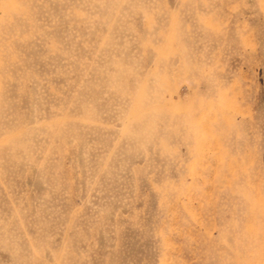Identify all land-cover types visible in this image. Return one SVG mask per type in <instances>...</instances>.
<instances>
[{
	"label": "rangeland",
	"instance_id": "374dc122",
	"mask_svg": "<svg viewBox=\"0 0 264 264\" xmlns=\"http://www.w3.org/2000/svg\"><path fill=\"white\" fill-rule=\"evenodd\" d=\"M0 264H264V0H0Z\"/></svg>",
	"mask_w": 264,
	"mask_h": 264
}]
</instances>
